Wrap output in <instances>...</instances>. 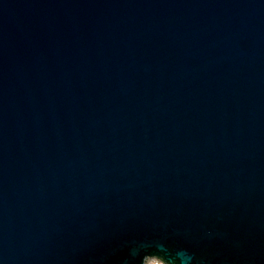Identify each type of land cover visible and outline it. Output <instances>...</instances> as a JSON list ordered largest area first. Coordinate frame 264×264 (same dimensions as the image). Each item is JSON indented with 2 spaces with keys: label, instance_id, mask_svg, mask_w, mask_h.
Instances as JSON below:
<instances>
[{
  "label": "water",
  "instance_id": "95a60500",
  "mask_svg": "<svg viewBox=\"0 0 264 264\" xmlns=\"http://www.w3.org/2000/svg\"><path fill=\"white\" fill-rule=\"evenodd\" d=\"M177 253L264 264V0H0V264Z\"/></svg>",
  "mask_w": 264,
  "mask_h": 264
},
{
  "label": "clouds",
  "instance_id": "9594fccd",
  "mask_svg": "<svg viewBox=\"0 0 264 264\" xmlns=\"http://www.w3.org/2000/svg\"><path fill=\"white\" fill-rule=\"evenodd\" d=\"M159 258L165 262V264H189L191 259L186 253H177L175 256H159Z\"/></svg>",
  "mask_w": 264,
  "mask_h": 264
},
{
  "label": "built area",
  "instance_id": "2783aa9c",
  "mask_svg": "<svg viewBox=\"0 0 264 264\" xmlns=\"http://www.w3.org/2000/svg\"><path fill=\"white\" fill-rule=\"evenodd\" d=\"M153 264H155V263H153Z\"/></svg>",
  "mask_w": 264,
  "mask_h": 264
}]
</instances>
